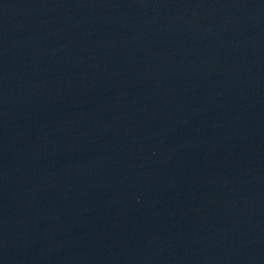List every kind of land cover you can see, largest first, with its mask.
<instances>
[{
	"label": "water",
	"instance_id": "1",
	"mask_svg": "<svg viewBox=\"0 0 264 264\" xmlns=\"http://www.w3.org/2000/svg\"><path fill=\"white\" fill-rule=\"evenodd\" d=\"M0 264H264V0H0Z\"/></svg>",
	"mask_w": 264,
	"mask_h": 264
}]
</instances>
